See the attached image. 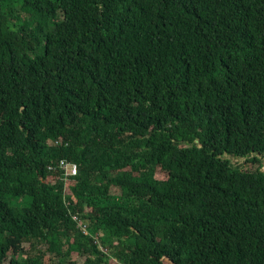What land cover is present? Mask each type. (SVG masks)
<instances>
[{
    "label": "trees",
    "instance_id": "obj_1",
    "mask_svg": "<svg viewBox=\"0 0 264 264\" xmlns=\"http://www.w3.org/2000/svg\"><path fill=\"white\" fill-rule=\"evenodd\" d=\"M260 156L264 0H0V264H264Z\"/></svg>",
    "mask_w": 264,
    "mask_h": 264
},
{
    "label": "rangeland",
    "instance_id": "obj_2",
    "mask_svg": "<svg viewBox=\"0 0 264 264\" xmlns=\"http://www.w3.org/2000/svg\"><path fill=\"white\" fill-rule=\"evenodd\" d=\"M227 157H230L232 162L235 165H244L245 166V158H236V157H233L231 155H227ZM260 157H262L263 163H264V156H260ZM262 170H264V165L262 166ZM79 257L83 258V256L81 254H79V253L76 254V252H73V253H71L70 259L77 261ZM45 262H46V264H52V259L47 258L45 260Z\"/></svg>",
    "mask_w": 264,
    "mask_h": 264
},
{
    "label": "built area",
    "instance_id": "obj_3",
    "mask_svg": "<svg viewBox=\"0 0 264 264\" xmlns=\"http://www.w3.org/2000/svg\"><path fill=\"white\" fill-rule=\"evenodd\" d=\"M53 169H59L60 171H63L66 177H72L77 174L76 165L65 161H62L58 166H54Z\"/></svg>",
    "mask_w": 264,
    "mask_h": 264
},
{
    "label": "bare ground",
    "instance_id": "obj_4",
    "mask_svg": "<svg viewBox=\"0 0 264 264\" xmlns=\"http://www.w3.org/2000/svg\"><path fill=\"white\" fill-rule=\"evenodd\" d=\"M62 161H63V160H62ZM62 161H60L59 164H60ZM76 175H77V174H76Z\"/></svg>",
    "mask_w": 264,
    "mask_h": 264
}]
</instances>
